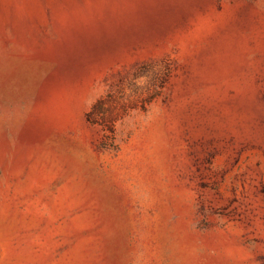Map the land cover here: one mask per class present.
Listing matches in <instances>:
<instances>
[{"label":"rangeland","instance_id":"1","mask_svg":"<svg viewBox=\"0 0 264 264\" xmlns=\"http://www.w3.org/2000/svg\"><path fill=\"white\" fill-rule=\"evenodd\" d=\"M0 264H264V0H0Z\"/></svg>","mask_w":264,"mask_h":264},{"label":"bare ground","instance_id":"2","mask_svg":"<svg viewBox=\"0 0 264 264\" xmlns=\"http://www.w3.org/2000/svg\"><path fill=\"white\" fill-rule=\"evenodd\" d=\"M26 63H28V65H30V63H31V65L34 63V60L33 59H31V60H28ZM23 65V64H22ZM25 65V64H24ZM26 66V65H25ZM19 68V67H18ZM31 68V67H30ZM25 71H28V70H25Z\"/></svg>","mask_w":264,"mask_h":264}]
</instances>
